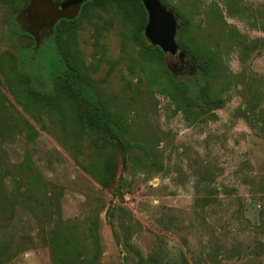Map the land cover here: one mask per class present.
Instances as JSON below:
<instances>
[{
    "label": "rangeland",
    "instance_id": "obj_1",
    "mask_svg": "<svg viewBox=\"0 0 264 264\" xmlns=\"http://www.w3.org/2000/svg\"><path fill=\"white\" fill-rule=\"evenodd\" d=\"M161 1L191 62L182 78L144 46L134 2L98 0L59 30L83 102L61 82L42 105L20 72L31 37L9 28L33 34L30 0H0V264H264V0ZM181 79L205 80L211 104L189 108ZM96 101L125 159L85 132Z\"/></svg>",
    "mask_w": 264,
    "mask_h": 264
},
{
    "label": "trees",
    "instance_id": "obj_2",
    "mask_svg": "<svg viewBox=\"0 0 264 264\" xmlns=\"http://www.w3.org/2000/svg\"><path fill=\"white\" fill-rule=\"evenodd\" d=\"M94 1L98 0H88L78 4L77 7L81 10L71 19L64 17L67 8L62 9L60 7L61 2H57L56 0H42L43 4H41V6V2H37L36 6H33L31 4L32 0H30V5L27 6L22 15H26V17L30 18L29 22L34 29L33 34L23 30L15 18L10 22L9 28L14 36L31 37L32 43L27 47H22L19 52L20 72L30 83V95L39 98L41 101L40 104L53 103L54 93L59 89L61 82L67 86L72 97L82 101L81 96H84V94L80 74L77 70L72 68L68 62L65 51L60 42L59 30L61 27H66L67 25L72 28H80L83 22L84 8ZM131 1L132 3L134 2L142 17L140 35L142 33L141 39H143L144 46L150 52H158L163 55L164 53L160 48L150 46L144 37V29L148 22V16L142 1ZM44 4L55 8L58 11V15L53 19L44 18ZM45 27L47 28L46 31H44ZM50 49H53L54 51V55H51V57L56 56L58 61L56 64L50 63L47 65L46 60L49 56L48 50ZM204 68L205 66L202 67V69ZM180 84L187 95V106H189V108L193 109L201 104H204L205 106L211 104L212 99L210 97L209 85L205 80L181 79ZM82 120L86 133H98L103 137L115 141L125 159L128 143L113 128L110 119L103 113V109L97 101L90 106V110L87 114L82 115ZM30 137H32V134ZM98 180L103 186H105L106 183H109L106 177H102Z\"/></svg>",
    "mask_w": 264,
    "mask_h": 264
},
{
    "label": "water",
    "instance_id": "obj_3",
    "mask_svg": "<svg viewBox=\"0 0 264 264\" xmlns=\"http://www.w3.org/2000/svg\"><path fill=\"white\" fill-rule=\"evenodd\" d=\"M88 0H69L68 5L77 6ZM147 12L148 22L144 29V37L152 47L160 48L165 55L175 56L179 52L177 36L179 20L176 14L170 11L161 0H141ZM183 57V53L180 54ZM171 73V67L168 65Z\"/></svg>",
    "mask_w": 264,
    "mask_h": 264
},
{
    "label": "flooded vegetation",
    "instance_id": "obj_4",
    "mask_svg": "<svg viewBox=\"0 0 264 264\" xmlns=\"http://www.w3.org/2000/svg\"><path fill=\"white\" fill-rule=\"evenodd\" d=\"M162 2V1H161ZM163 3V2H162ZM166 6V5H165ZM167 7V6H166ZM168 8V7H167ZM169 9V8H168ZM170 11H172L171 9H169ZM172 12H174V11H172ZM175 13V12H174ZM176 14V13H175ZM176 16L178 17V15L176 14ZM178 20H179V18H178ZM179 33V32H178ZM179 45V44H178ZM180 47V46H179ZM181 53H183V57H181L180 56V54ZM166 56V58H167V61H178L179 62V65H176V64H170V62L169 63H167V66L169 65L170 67H171V70H172V74L174 75V76H176V78H182L183 76H179V75H177V70H185V69H187V68H189L190 67V65H191V62H190V60H189V57H188V54L186 53V52H184V51H182L181 50V47L179 48V52L177 53V55H175V56H167V55H165ZM169 69V68H168Z\"/></svg>",
    "mask_w": 264,
    "mask_h": 264
}]
</instances>
